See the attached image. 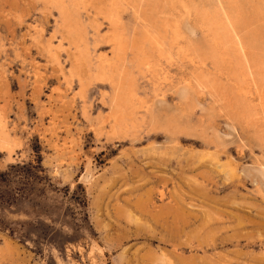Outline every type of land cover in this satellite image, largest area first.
<instances>
[{
    "label": "rangeland",
    "instance_id": "obj_1",
    "mask_svg": "<svg viewBox=\"0 0 264 264\" xmlns=\"http://www.w3.org/2000/svg\"><path fill=\"white\" fill-rule=\"evenodd\" d=\"M104 2L79 6L89 61L76 64L53 2L0 0V120L13 149L0 148V264H264V117L198 81L231 96L240 63L264 62V0L122 6L129 39L155 13L177 21L187 57L171 48L150 71L127 53L136 99L119 127L112 86L95 76L110 54Z\"/></svg>",
    "mask_w": 264,
    "mask_h": 264
},
{
    "label": "bare ground",
    "instance_id": "obj_2",
    "mask_svg": "<svg viewBox=\"0 0 264 264\" xmlns=\"http://www.w3.org/2000/svg\"><path fill=\"white\" fill-rule=\"evenodd\" d=\"M92 1L93 0H50V2H53L59 11V15L61 18L59 25L62 28V31L65 32L72 41V44L74 46L73 47L74 55H75L73 56L75 58L76 64H80L82 61L88 60L86 56V52L85 50H83V46H85L86 25L82 22V20L79 17V13H78V10H80L79 6L85 11H87L88 4L91 3ZM98 1L101 2V0ZM135 1L136 0H105V2L103 3L104 5L101 3L100 6L97 7L98 10L102 12V14L104 15L105 17L104 19L107 20L108 33L106 35L104 34V38L110 47V54L104 53V54H100L97 57L98 62L95 65V70H96L95 76L97 79L100 80L105 79L109 81L110 85L112 86V90H113L111 96L112 109L110 110L111 121L115 124V126L118 125V127L119 125L127 123V121L131 120V118H133L134 116L133 107L135 106L136 87L133 76L124 67V62L126 60L127 53L129 51L131 52L133 58H135V60L137 61V65L140 66L141 64H143L146 65L145 67L146 70L156 71L157 65L159 64L158 60H160L162 57L164 58V56L169 53V49L171 50L172 48L175 51L176 56H178L181 52L180 49L181 45L179 42L181 35L179 23L175 21L171 23V26L169 27V25L163 24L165 21L164 22L157 21L158 15L156 13L154 17L155 20H151L150 24H148L147 29L146 30L144 29L145 33H142V35H140L138 39L136 38L129 39L126 36L123 30V26L121 24L119 11L120 8L125 4L133 5ZM66 2H68L69 5H67ZM177 2L182 8L184 7L186 10V5L182 2V0H177ZM214 22L215 21H211L210 24L212 25V23L214 24ZM94 24L96 25V23ZM168 32L170 33L169 35H171L169 40L167 39V35H166ZM216 34L218 37L219 33L217 32ZM219 38L221 40H223L224 38L225 40V36L223 35H219ZM219 42L221 41L219 40ZM239 46L240 49H243L240 42H239ZM153 53H156L157 55V59L155 58L154 62L151 61V58L154 55ZM220 55L222 56L223 59L222 61L224 63H229L228 57L225 54V50L221 52ZM179 56L187 57V55H184L182 53ZM202 60L201 62H203ZM254 66H256V69L253 68V65L247 61L240 63L238 70L235 72L239 78V81L238 83L235 84L233 95L231 96L219 85L218 81L212 80L211 78L208 79L205 75L202 74V72L201 74L197 73V75L200 74L198 77V81L201 83H206L207 86H210L211 88L217 90L221 94L223 100L229 105H232L237 98H244L247 104L250 103L252 104V106L257 107V109L259 110V114L264 117V85L261 86L259 82L262 81L264 84V62L257 61V63ZM72 74H74V72ZM181 84L182 83H180V86L182 87L185 83L183 85ZM79 85H80L79 88L81 87L80 90L83 91L84 88L83 81H79ZM187 86H185V89ZM185 89H183L182 92L179 89L181 93L178 91L180 95L182 94L184 96L183 97L184 99L188 96V92L190 90L189 87L187 88L189 89L188 91L187 89L186 90ZM146 111H148V109ZM150 116H152V114ZM255 117L256 116H254V118ZM170 122L171 121H169V124ZM4 123L0 120V148H4L8 151V153H10L13 149L10 146V143L8 141V136L6 135V132L4 130L5 127ZM173 123L175 124V122ZM180 128L183 129L186 127L184 126L182 128L181 125Z\"/></svg>",
    "mask_w": 264,
    "mask_h": 264
}]
</instances>
